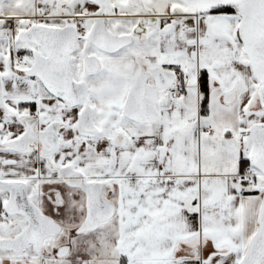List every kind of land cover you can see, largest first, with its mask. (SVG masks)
<instances>
[{
  "label": "snow or ice",
  "instance_id": "1",
  "mask_svg": "<svg viewBox=\"0 0 264 264\" xmlns=\"http://www.w3.org/2000/svg\"><path fill=\"white\" fill-rule=\"evenodd\" d=\"M0 264H264V0H0Z\"/></svg>",
  "mask_w": 264,
  "mask_h": 264
}]
</instances>
